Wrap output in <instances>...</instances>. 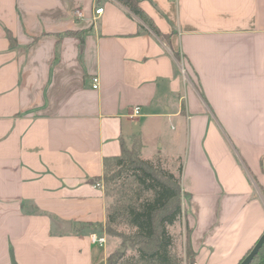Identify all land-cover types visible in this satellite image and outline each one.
Wrapping results in <instances>:
<instances>
[{
  "label": "crops",
  "instance_id": "1",
  "mask_svg": "<svg viewBox=\"0 0 264 264\" xmlns=\"http://www.w3.org/2000/svg\"><path fill=\"white\" fill-rule=\"evenodd\" d=\"M139 6L162 36L118 0H0V264H106L98 178L136 140L173 163L197 264L264 232V0Z\"/></svg>",
  "mask_w": 264,
  "mask_h": 264
},
{
  "label": "trees",
  "instance_id": "2",
  "mask_svg": "<svg viewBox=\"0 0 264 264\" xmlns=\"http://www.w3.org/2000/svg\"><path fill=\"white\" fill-rule=\"evenodd\" d=\"M118 1L126 5L156 35L162 36L142 11L139 6L140 0ZM8 38L10 43L14 42L10 33ZM139 147L140 143L137 140L131 148L122 143L121 154L104 161V172L98 178L104 182V195L113 197L106 213L108 229L110 223L122 215L125 223L133 229L132 232L120 235L122 246L127 244L138 253L136 258L132 257L133 259H124V250L110 253L106 258V264H118L119 261V264H181L180 257L171 254L173 242L167 230V226L181 221L183 217L179 178L170 171L155 167L152 160L141 158ZM102 225L99 224L97 227L101 228ZM185 230L186 247L191 257L188 264H197L195 253L189 244L187 224ZM250 264H264V243Z\"/></svg>",
  "mask_w": 264,
  "mask_h": 264
},
{
  "label": "rangeland",
  "instance_id": "3",
  "mask_svg": "<svg viewBox=\"0 0 264 264\" xmlns=\"http://www.w3.org/2000/svg\"><path fill=\"white\" fill-rule=\"evenodd\" d=\"M152 164H154L155 167L160 168L162 170H166V171H170L171 166H173L172 165L173 163L163 160L161 158L152 159ZM100 184L105 194L104 182L102 183V181H100ZM105 199H106V213H107V208L110 202L113 200V197H108L105 195ZM106 222L107 221H105L102 227L98 228L95 231V233L103 234L106 237V243L108 245L109 254L113 252L115 253L122 252V250H124V257H123L124 259H127V258L133 259L134 257L136 258L138 253L135 248H131L127 244H125V246H122V239L120 235H122V233H129L133 231V229L130 228L125 223V220L124 218H122V215L117 216L116 221L110 223L109 229L106 225ZM167 230L172 236L173 246L171 248V254L180 257L181 264H188V261H190L191 257L186 247V242H185L186 233L183 227L182 220L174 223L173 225L167 226ZM111 233H116V234H111Z\"/></svg>",
  "mask_w": 264,
  "mask_h": 264
},
{
  "label": "built area",
  "instance_id": "4",
  "mask_svg": "<svg viewBox=\"0 0 264 264\" xmlns=\"http://www.w3.org/2000/svg\"><path fill=\"white\" fill-rule=\"evenodd\" d=\"M173 1H177V0H173ZM103 11V8L102 7H99L95 10V14H100L102 13ZM75 14L77 16H81V11L79 10H76L75 11ZM98 86V80L97 78H93V87L96 88ZM140 111V108L138 106H135L134 109H133V114L132 115H137ZM90 238L92 240L93 243H96V244H99V245H104L106 243V237L104 235H100V234H97V233H92L90 235Z\"/></svg>",
  "mask_w": 264,
  "mask_h": 264
},
{
  "label": "water",
  "instance_id": "5",
  "mask_svg": "<svg viewBox=\"0 0 264 264\" xmlns=\"http://www.w3.org/2000/svg\"><path fill=\"white\" fill-rule=\"evenodd\" d=\"M63 224L64 226H67L68 228H70L69 223L64 222ZM263 243H264V232L261 234V236L258 238L256 243L253 245L249 253L244 257V259L239 264H250L253 258L255 257V255L257 254V252L259 251V249L261 248V246L263 245Z\"/></svg>",
  "mask_w": 264,
  "mask_h": 264
}]
</instances>
